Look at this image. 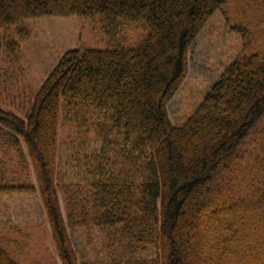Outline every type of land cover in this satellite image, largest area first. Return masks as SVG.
<instances>
[{"label": "trees", "instance_id": "1", "mask_svg": "<svg viewBox=\"0 0 264 264\" xmlns=\"http://www.w3.org/2000/svg\"><path fill=\"white\" fill-rule=\"evenodd\" d=\"M222 3L0 0V27L101 15L108 34L144 32L131 48L65 52L25 120L0 108V128L22 139L36 184L0 185V193L37 190L61 264H78L65 222L104 236L103 258L83 264H264V51L233 60L182 125L166 112L188 48ZM82 107L99 117L101 147L75 159L81 179L69 193L57 183L59 111L69 121ZM0 264H16L1 246Z\"/></svg>", "mask_w": 264, "mask_h": 264}, {"label": "rangeland", "instance_id": "2", "mask_svg": "<svg viewBox=\"0 0 264 264\" xmlns=\"http://www.w3.org/2000/svg\"><path fill=\"white\" fill-rule=\"evenodd\" d=\"M222 2L188 48L185 78L166 106L172 126L184 123L233 60L264 51V0ZM143 35L141 29L132 26L108 34L101 15L39 16L0 27V108L25 120L34 95L65 52L102 50L116 43L131 48ZM65 115L61 108L57 183L70 193L81 179L72 168L75 159L96 153L101 142L92 127L99 120L94 109L82 107L77 114L72 111L69 121L64 120ZM74 115L81 118L77 120ZM109 155L117 162L120 159L115 153ZM10 184L36 188L22 139L0 128V185ZM60 190V210L66 220ZM65 223L78 264L103 258L104 236L98 228L81 222L74 226ZM0 246L16 264H61L37 190L0 193ZM255 254L249 257L254 259Z\"/></svg>", "mask_w": 264, "mask_h": 264}]
</instances>
